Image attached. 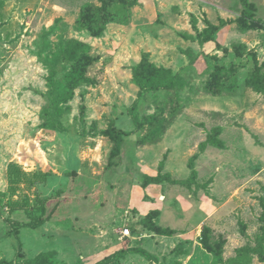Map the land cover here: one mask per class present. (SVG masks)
<instances>
[{
  "label": "rangeland",
  "instance_id": "374dc122",
  "mask_svg": "<svg viewBox=\"0 0 264 264\" xmlns=\"http://www.w3.org/2000/svg\"><path fill=\"white\" fill-rule=\"evenodd\" d=\"M160 68L175 85L143 87ZM112 123L127 136L107 167ZM10 165L43 180L11 183ZM144 175L168 179L142 189ZM132 198L183 223L201 206L211 263L264 264V0H0V201L27 204L0 205V264H85L108 229L137 233ZM37 199L43 225L6 223L38 216Z\"/></svg>",
  "mask_w": 264,
  "mask_h": 264
},
{
  "label": "crops",
  "instance_id": "0c3cea01",
  "mask_svg": "<svg viewBox=\"0 0 264 264\" xmlns=\"http://www.w3.org/2000/svg\"><path fill=\"white\" fill-rule=\"evenodd\" d=\"M146 176L153 177L150 175ZM133 200L134 198L131 200L130 208L137 212L135 214L137 217L135 219L136 222L147 218L146 216L152 215L157 219L150 221V224L155 228L171 231V234L159 235L157 232L147 229L141 223L137 225V233L131 237L130 234L128 237H123L121 235L123 229L121 228V231L119 230L121 236L117 234V229H108L109 231L99 236L101 238H99L100 241H97V238L93 237L84 241L79 240L78 246L82 251L85 243L91 240L97 241V248L95 251L89 255H85L86 258H88L87 261H90L89 263L85 261V264H94L105 256L129 248L144 249L153 256L155 262H148L138 254H127L124 258L119 260L121 264H162L163 258L167 257V255L176 248H180L179 251L181 252H174L172 257L176 255V260L179 261L180 264H212L211 256L199 250L197 247L198 244L196 243L198 233L196 232L195 220L203 217L204 208L196 206L191 213L192 215H190L191 217L187 215V222L183 223L178 216L180 214L176 212L177 210L170 208L168 204L164 205L150 201L137 202L138 200L133 202ZM189 209V205L183 204V212L188 213L187 211ZM123 238H130V240L124 243L122 241ZM73 245L76 249L78 248L76 243L73 242ZM141 258L143 260H141ZM200 259H203V262H201Z\"/></svg>",
  "mask_w": 264,
  "mask_h": 264
},
{
  "label": "trees",
  "instance_id": "16d2710c",
  "mask_svg": "<svg viewBox=\"0 0 264 264\" xmlns=\"http://www.w3.org/2000/svg\"><path fill=\"white\" fill-rule=\"evenodd\" d=\"M92 28L96 29L97 26H93ZM211 40H212L211 35L207 34L205 41L208 42ZM83 48H84V45H82L81 43H75L74 42L72 44V47H70V50H68V52L70 54L69 57H71V59L74 62L78 63L80 61L79 59L81 57V53H82ZM70 75H71L69 78L70 80L69 79L68 80H69V82H71L75 85L79 84L82 81L88 80L84 77H81L82 74H81L79 69L73 71V73H71ZM176 82H177L176 76L172 75V73L169 70H165V69L160 68V69L156 70L154 73H152V79H150L149 81H146L145 85H143V87L151 88V89H157V88L170 89L175 85ZM53 108H54L55 113H57V114L61 110L60 107L58 106V104H54ZM107 135L112 142V149L109 152L108 161H107L106 166L112 167V166H114V165H112L113 160L119 156L121 146H122V142H123L122 137L127 136V133L115 128L113 123H112L111 125H109ZM8 170H9L8 171V179L11 183L18 181L20 176L21 177L27 176L28 178L31 179V181H29V185L32 186L35 183H37L38 181H40V180L42 181L43 176H44L43 174L38 173V174H32L29 177V175H25L17 167H14V165H10ZM190 178H192V176ZM190 178L183 180V181H180V184H187L188 181L190 180ZM167 179H168V177L166 175H158L155 177H149V176L144 175L141 179L140 186L142 188H145L147 185L158 184L160 182L167 181ZM36 202L38 205L37 211L39 212V214H38V216L34 217L30 222L20 224L17 221H14L10 218H7L6 223L10 227H12V229H16V228H20V227L36 229V228L40 227L41 225H43V223L45 222L43 219V216L46 213L45 203L43 201L38 200V199ZM0 205L7 210L9 215L16 212V211H23L24 213L27 212L26 202L6 201L5 200L4 202L0 201ZM147 219L148 218H145V219L140 221L141 224L143 226H145L147 229L155 231L159 235H170L171 234V231L155 228L154 226H152L150 224V221ZM45 254L46 255H44L42 258L30 260L26 264H49V262H47V260L50 261L51 258H49V257L50 256L52 257V253H45ZM127 254H138L148 262H155V259L153 258V256H151L144 249L129 248V249L120 250V251H117L111 255L105 256L104 258L95 262L94 264H121L119 262V260L124 258V256H126ZM212 264H214L213 260H212Z\"/></svg>",
  "mask_w": 264,
  "mask_h": 264
},
{
  "label": "built area",
  "instance_id": "2783aa9c",
  "mask_svg": "<svg viewBox=\"0 0 264 264\" xmlns=\"http://www.w3.org/2000/svg\"><path fill=\"white\" fill-rule=\"evenodd\" d=\"M129 234H130V232H129V230L126 229V228L123 229V230L121 231V235H122L123 237H128Z\"/></svg>",
  "mask_w": 264,
  "mask_h": 264
}]
</instances>
